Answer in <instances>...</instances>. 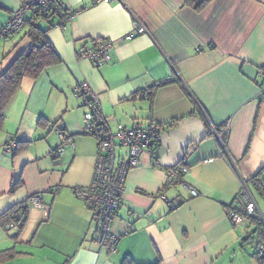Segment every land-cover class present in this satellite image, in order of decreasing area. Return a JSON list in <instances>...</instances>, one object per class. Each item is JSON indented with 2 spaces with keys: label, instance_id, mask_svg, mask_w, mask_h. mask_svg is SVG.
Returning a JSON list of instances; mask_svg holds the SVG:
<instances>
[{
  "label": "crops",
  "instance_id": "obj_1",
  "mask_svg": "<svg viewBox=\"0 0 264 264\" xmlns=\"http://www.w3.org/2000/svg\"><path fill=\"white\" fill-rule=\"evenodd\" d=\"M26 1L0 0V27ZM62 2L79 11L72 24L60 29L39 23L61 62L37 80L24 79L18 93L31 100L50 93L57 102L53 114H42L48 124L58 126L53 121L65 111L60 129L69 142L58 158L67 170L53 184H32L22 166L40 161L41 152L17 162L6 151L16 140L0 132V217L17 205L29 207L17 239V229H5L1 219L0 251L16 255L0 264H213L222 248L240 240L227 209L244 183L264 170V0H212L199 11L183 0ZM135 19L148 33L125 40ZM28 30L27 24L0 41V77L30 47ZM99 39L114 45L112 62L97 69L78 51ZM83 81L98 95L112 132L149 127L158 140L156 158L142 155L128 175L110 229L119 237L114 253L99 237L98 213L72 192L90 186L97 158L95 137L69 134L70 116L83 121L86 111L84 98L76 97L70 107V90ZM154 86L153 97L146 96ZM40 130L37 124L31 137L43 140ZM219 136L227 138L230 161L218 156ZM59 146L47 147L51 157ZM180 165L199 195L172 186L166 195L177 207L171 209L153 196L164 187L167 171ZM21 168L26 182L12 194ZM48 188L53 191L45 194ZM35 194L44 195L41 207L30 203Z\"/></svg>",
  "mask_w": 264,
  "mask_h": 264
},
{
  "label": "built area",
  "instance_id": "obj_2",
  "mask_svg": "<svg viewBox=\"0 0 264 264\" xmlns=\"http://www.w3.org/2000/svg\"><path fill=\"white\" fill-rule=\"evenodd\" d=\"M102 1L115 2L118 0H92L93 3ZM78 13L79 11H74L70 7L65 8L62 0H27L0 28V41L19 35L26 25L28 14H32L36 22L55 17L57 28L64 29L72 24ZM147 33L148 30L145 25L135 19L133 31L125 37V40ZM113 45L114 41L110 39L95 40L89 46L81 48L78 51V57L81 60L89 61L94 68H102L112 62ZM149 92V90L146 91V96ZM74 94L76 97L85 100L86 111L82 134L96 138L97 158L90 186L74 187L72 192L76 198L84 201L88 209L98 212L100 215V239L104 242L108 252L114 253L119 237L112 235L110 229L121 206L128 175L139 166L142 155L147 154L153 159L156 158V132L152 128L139 126L130 129L120 126L116 132H112L103 117L100 99L89 83L86 81L79 83L74 89ZM48 128L60 141V146L54 155L61 157L68 145V137L62 129L55 125H50ZM212 132H215L214 126H212ZM218 139L221 147L218 156L230 161L226 143L222 136H219ZM16 147L17 143H11L6 146V151L13 154ZM188 173L189 170L186 167L170 169L167 172L165 187L153 197L161 199L170 207H174L166 195L167 186L177 183L182 176H187ZM182 186L190 197L194 198L199 195L191 185L184 183ZM42 200L43 195L35 196L30 198V203L36 207H41ZM242 209L246 210L249 216L264 222L263 214L245 183L234 200L233 208L227 211L228 220L234 228L245 223L244 216L238 212ZM9 228H13V225L11 224ZM260 254L264 255V246H260Z\"/></svg>",
  "mask_w": 264,
  "mask_h": 264
},
{
  "label": "trees",
  "instance_id": "obj_3",
  "mask_svg": "<svg viewBox=\"0 0 264 264\" xmlns=\"http://www.w3.org/2000/svg\"><path fill=\"white\" fill-rule=\"evenodd\" d=\"M183 1L185 5L190 6L195 10L199 11L202 10L206 5H208L212 0H183ZM62 4L64 5L65 8L68 7L65 3L62 2ZM42 21H48L50 28H54V27L57 28L55 17H51L47 20H42ZM42 21H37V22L34 21L32 14H28L26 16V25L27 24L29 25L27 36L30 38L31 45L28 49H26L21 55H19L15 59V61L8 68V70L0 77V131H2L4 127L5 111L7 110L8 106L10 105L11 101L13 100L17 92L19 91L23 80L24 79L37 80L46 69L54 65H57L61 62L53 44L47 38L48 31L43 30L39 27V23ZM14 37L15 36H12L8 39ZM156 89L157 86L148 89L151 92V93L149 92L151 98L153 97L154 90ZM38 125L46 128L50 126V124H48L42 118L39 120ZM53 125L57 126L56 123ZM155 140H156L155 145L158 147L157 136ZM223 140L227 144V138L224 137ZM29 144L30 141L17 142V147L15 152L13 153V156L15 157L19 152H22V150L27 149L29 147ZM54 152L52 153V157L57 159L58 157L54 155ZM179 167H183V166L180 165L174 168H179ZM185 177L186 176H182L181 180L178 181L177 183L169 184L167 186L168 187L167 190L172 186L183 185L184 183H187ZM245 184L247 186H249V184L252 185L255 188L256 192L264 199V170H262L254 178H252L249 182ZM23 187H24V181L22 176H20L12 184L10 192L14 194ZM51 191H53V189H49V192ZM41 195L43 194H35L32 197L41 196ZM173 205L174 207H171V209L177 207L174 203ZM233 206H234V202L227 209V211L230 208H233ZM94 211L98 213L96 210ZM238 212L244 216L245 222L249 224L248 228H253V232L251 233L248 232L243 242L256 243L257 252L253 255V258L256 264H264V255L260 254V246H264V222L258 221L252 216H249L246 210L242 209L239 210ZM28 214H29V207L27 206V203H24L21 205H17L16 207H13L9 211H7L4 215H2V217H0V221L1 219L5 220V222H3L5 229L9 230L10 229L9 226L11 224L13 225L14 229H17L16 234L12 236V238L17 239L20 236L28 220ZM99 217L100 215L98 214V220L100 219ZM98 233L100 237L99 228H98ZM15 255L16 253L13 249L0 251V263L13 259ZM126 263L129 264L131 263V261L126 260Z\"/></svg>",
  "mask_w": 264,
  "mask_h": 264
},
{
  "label": "rangeland",
  "instance_id": "obj_4",
  "mask_svg": "<svg viewBox=\"0 0 264 264\" xmlns=\"http://www.w3.org/2000/svg\"><path fill=\"white\" fill-rule=\"evenodd\" d=\"M73 90L74 88L70 90L71 108L76 107L74 100L78 99L76 98ZM49 94L50 93H48V95L46 93H41L38 98L31 100L29 96L19 94L17 92L5 111V123L2 131H0L2 133L1 135L7 137L10 142L13 140L30 141L29 147L25 150H22V152H19L15 156V158H17V162H22L20 160L28 158L29 155H34L36 153L35 151L41 152L40 156L42 157H40V161H26L22 166V168H24V173L27 171L26 178H28L29 174L31 175L32 179L36 181H31L34 185H45V183L48 182L53 184V182L55 183L56 180H59L62 177V174L67 170V167L61 163V159H53V157L50 155L51 150H47V147L54 149L55 146L57 147L60 145V141L58 140L57 136L51 132L48 127L43 129L38 125L42 129V131H40L43 132V138H41L43 140L39 139L37 141L35 137H31L33 136V131L39 123V120L42 118L43 112L47 113L46 115L53 114L55 112L54 109L57 101L53 100L54 98L49 96ZM64 113H59V117L53 121V123H55L58 120L59 128H62V120L65 116ZM34 118H36L35 122ZM70 121L72 122L73 127L69 126V134L72 133L76 135V137L80 135L82 136L84 117L82 121V118L79 120L76 115H71ZM24 137H29L30 140L24 139ZM7 154H9L11 157L13 156V154ZM26 164L28 165L24 167ZM23 170L20 171L19 176H21V173L24 174ZM23 179L25 180L24 175ZM250 188L260 208V211L264 216V199L256 192L252 185H250ZM48 191L49 188L44 191L46 192L45 194H47ZM248 227V223L246 225L244 224L235 227V230L240 233V240L237 243H234V245L230 244L228 248H222L220 253L217 255V258L214 259L213 264H256L253 258V255L257 252L256 243L243 242L247 236V232H253V228Z\"/></svg>",
  "mask_w": 264,
  "mask_h": 264
}]
</instances>
